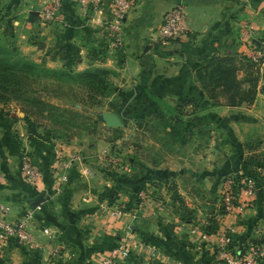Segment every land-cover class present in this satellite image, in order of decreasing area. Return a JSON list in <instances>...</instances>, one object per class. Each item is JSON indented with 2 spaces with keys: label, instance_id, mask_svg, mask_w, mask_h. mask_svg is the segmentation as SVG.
Wrapping results in <instances>:
<instances>
[{
  "label": "crops",
  "instance_id": "0c3cea01",
  "mask_svg": "<svg viewBox=\"0 0 264 264\" xmlns=\"http://www.w3.org/2000/svg\"><path fill=\"white\" fill-rule=\"evenodd\" d=\"M28 1L31 3L0 1L7 4L9 12L5 17L6 27L17 42L24 43L26 52L37 51L34 59L52 68H109L115 71L114 81L129 87L131 95L135 94L129 98L131 100L146 99L153 94L172 105L177 104V107L185 102L187 105L189 97L213 102L197 72L215 56L235 58L240 79L253 71L258 80L252 103L218 105L206 108L200 114L212 117L222 129L212 132L215 164L220 165L225 158L223 151L229 153L236 142L240 144L236 137L224 141L225 132L237 135L246 147V139L239 136L242 130L248 132L246 127H252L254 122L264 123V68L252 70L245 59L252 45L264 38V0H133L135 6L126 19L119 47L113 46L105 24L99 22V18L110 17L109 2L103 5L100 13H85L78 3L67 0L62 9L63 22L44 25L38 12L31 15V10L23 7L40 11L46 0ZM177 4L187 7L189 31L170 46L159 47L155 41L156 31L164 15ZM244 25L252 27L250 36L245 34ZM242 63L246 64V69ZM4 114L0 116L4 118L6 128H10L6 133L7 136L10 134L11 143L14 134L18 135L17 138L24 135V122ZM47 133L39 126V150L34 153V161L42 171L39 188L29 193L13 185V182L20 181L14 163L17 156L5 154L6 158L1 161L0 200L9 207L8 219L16 221L30 212L29 228L38 244L22 246L15 239L7 240L0 247V264H99L101 257L120 242L128 227L133 233L132 254L118 264H218L213 250L194 230L197 224H204L210 218L199 207L197 195L176 185L171 191L179 188V194L170 191L168 195L172 200L159 207L149 193L148 181L173 174L167 171L164 162L152 167L154 176L145 177L139 163L141 159L139 156L133 159L131 166L138 167V170L131 176L133 191L127 192L123 180L111 178L104 172L102 166L106 161L101 151L107 145L101 142L90 152L71 146L61 149ZM2 137L0 133V150L6 149L1 145L4 143ZM224 144L227 146L223 147ZM15 148L21 152L26 150L24 140L12 149ZM232 158L225 159V170L232 164ZM61 159L72 160V167L67 171L59 169ZM8 160L12 164L7 170ZM146 164L150 166V163ZM87 169L92 173L87 174ZM115 180L121 191L113 189L112 194L107 193L108 184ZM156 185L158 188L152 185L154 190L164 186L162 182ZM142 187L149 190L147 194L151 203L147 207H140L138 194ZM41 193H45V201L32 207L30 201ZM259 194L263 197L264 191L260 189ZM109 205L124 206L126 215L120 218L108 215L105 207ZM246 205L242 211L236 210L218 223L235 229V244L238 246L264 241V205L253 200ZM46 227L51 236L44 233ZM53 249L59 252L54 254ZM257 264H264V255Z\"/></svg>",
  "mask_w": 264,
  "mask_h": 264
},
{
  "label": "rangeland",
  "instance_id": "374dc122",
  "mask_svg": "<svg viewBox=\"0 0 264 264\" xmlns=\"http://www.w3.org/2000/svg\"><path fill=\"white\" fill-rule=\"evenodd\" d=\"M22 1L27 4L31 3L28 0ZM6 6L7 4L5 5L3 2H0V42L11 48L14 47L20 50L28 58L36 61L34 54L37 51L26 52L23 47L24 43L17 42L12 37V33L9 32L8 26L6 27V16H9ZM23 9H30L31 12L29 13L31 15L36 11L39 17V10H34L27 6H24ZM30 14L27 15L30 16ZM6 31L9 33L7 34ZM242 67L246 69V64L242 63ZM208 73L206 71L204 74L206 84L209 82ZM113 77L112 80L115 87L110 94L99 96L92 102L80 100L82 96L80 94H78V98H75V95L73 96L72 94L63 95L61 98H58L46 95L43 92H37L33 96L45 98V101L58 107L51 111L43 112L42 115L27 114L23 108L25 103L22 101L13 99L0 101V114L5 113L12 116V119L15 121L23 120L24 122L22 123L24 135H20L17 138L16 136L18 135L14 134L12 137L13 141L9 143L8 136L10 134L7 136L6 131L10 128H6V125L3 123L4 118L0 116V128L3 130H0V133L3 134L1 139L4 142L1 145L6 147V149L0 150V164L6 158L5 154L17 156L14 163L17 164L20 181L17 183L13 182V185L16 184L17 188H21L23 192L29 193L32 189L39 188L38 184L33 183L24 175L22 163L24 159L31 160L39 169L34 161V153L37 149L39 150L40 126L42 131L46 130L48 132L47 135L56 140L55 144L57 142L61 149L71 146L85 152H90L91 148L98 147L101 142L104 146L107 145L112 148L114 150L113 162L106 161L105 166L102 167L106 170L104 172L109 174L111 178L123 180L124 191L127 192L133 191L131 190L133 188L131 176L134 174V171L138 170V167L131 166L133 159L139 156V159H141L139 163L141 164V168H143V175L145 177L148 175L154 176L152 167L154 165L159 166V164L164 162V165L169 170L165 169L173 174L157 181L153 177L152 182L148 181L146 183H150V186L148 185L150 189L149 193H151L154 202L158 205H166L172 200V198H169L168 193L171 194L170 191L178 185L181 189H187L194 196L197 195V203L202 209L203 214L208 218L210 216L209 220L206 221L207 225L215 221L218 223L221 221L218 213L221 210L222 184L225 177L239 171L247 172L259 181V188L264 191V123L254 122L252 127H246V130L249 129L248 132L242 130L239 136L244 140L246 139V147L241 144L242 141L237 135H228L225 132L224 141L236 137L240 141V144L236 142L235 148L230 150L229 153L228 151H223L225 158L221 164L219 163L220 165H217L214 163L216 156L215 151L212 149L214 147L212 145V132L222 129L219 128L221 126H217L214 123L215 121L212 117H204V114L201 116L200 111L198 114L199 118L194 120V114L189 113L191 106L186 105V102L184 105L177 107V104L172 105L153 94H149L146 99L144 97L143 99L136 98L131 100L129 98H133L135 94L131 95L130 88L120 86L119 82L114 81ZM248 77L252 78L253 76L250 75ZM219 89L216 90L218 97L216 100L226 103L227 94ZM58 93L61 92L59 91ZM169 106L173 110H170ZM50 108L48 107L47 110ZM151 110L154 111L151 112ZM156 111H160V116L162 117L156 116ZM104 112L118 114L122 120V125L116 127L107 126L103 118ZM180 112L184 113L183 117L185 119H192L191 128L179 140H175L177 136L172 133L170 127L171 124L176 125L178 123ZM11 123L13 125V121ZM179 127L180 130L184 129V126L179 125ZM20 137L21 140L19 139ZM23 140L26 150L21 152L16 148V150L12 149L17 146L19 141ZM226 146L224 144L223 147ZM27 150L30 152H27ZM230 157H233L231 159L232 164L227 166V170H225V159H229ZM120 158L125 162L122 166L118 164ZM8 162L10 165L6 166L7 170L11 168L12 164L10 160ZM147 162L150 163V166H147ZM93 176L91 175V177ZM116 180L108 184V189H105L107 193L112 194L113 189L120 190L121 186ZM161 182L164 185L163 188L154 190L153 186L158 188L156 183ZM143 187L141 190L146 189ZM171 192H174L175 195L179 194V188ZM259 195L258 192L253 201H259L264 205V196L260 197Z\"/></svg>",
  "mask_w": 264,
  "mask_h": 264
},
{
  "label": "built area",
  "instance_id": "2783aa9c",
  "mask_svg": "<svg viewBox=\"0 0 264 264\" xmlns=\"http://www.w3.org/2000/svg\"><path fill=\"white\" fill-rule=\"evenodd\" d=\"M67 0H46L39 15L42 24L49 25L56 22H63L62 9ZM78 3L85 13H100L106 2L111 6L110 17L108 19L99 18V22L105 24L114 47H119L123 35L124 26L128 15L134 8L133 0H73ZM245 34L250 36L252 27L244 25ZM189 31L188 12L184 4H177L165 15L156 31L155 41L159 47L166 48L173 42L179 40ZM248 59L256 68H264V38L255 42L247 54ZM114 150L109 146L101 151V156L105 161L113 162ZM122 158L119 165H124ZM73 165L70 159H61L58 163L59 169L67 171ZM22 171L33 183L39 184L42 178V171L38 169L31 160L24 159ZM86 173H92L90 169ZM260 188L257 179L239 171L224 178L222 184L221 210L218 217L222 219L228 214L242 211L247 202L252 201L258 194ZM141 198L140 207H147L151 201L147 191L141 190L138 194ZM162 206L159 205V207ZM105 212L116 218L126 215L124 206L113 205L105 207ZM9 207L0 200V247L9 239H15L22 246H32L38 244L37 238L31 233L29 223L32 214L26 212L25 216L16 221L8 219ZM195 232L200 240L208 245L214 252L218 264H257L264 255V242L249 246H238L235 244V229L230 226H219L217 231L210 232L206 229V223H199L195 227ZM44 233L51 236L48 227ZM133 233L128 227L123 238L112 247L108 254L103 255L99 264H118L119 261L129 259L132 254L131 241ZM58 249H53V253H58Z\"/></svg>",
  "mask_w": 264,
  "mask_h": 264
},
{
  "label": "trees",
  "instance_id": "16d2710c",
  "mask_svg": "<svg viewBox=\"0 0 264 264\" xmlns=\"http://www.w3.org/2000/svg\"><path fill=\"white\" fill-rule=\"evenodd\" d=\"M245 59L249 68L255 70L256 67L250 62L247 55ZM238 69L239 66L235 58L215 56L198 70L199 80L213 102L206 103L196 97H189L187 105L191 106L189 113L194 114V120L198 119L199 112L206 108L218 105L239 106L243 103L250 104L255 100L258 77L255 74L254 77L252 71L250 75L254 79L248 76L240 79L237 74ZM206 71L209 72L208 84L204 81ZM113 75L114 71L101 66L79 71L70 67L52 68L30 59L20 50L0 42V101L12 99L22 101L25 103L24 111L29 115H42L43 112L58 108L56 105L45 101V98L33 96L37 92L58 98L67 94L75 95L74 97L78 98V94H80L82 95L80 100L92 102L99 96L110 94L114 89ZM218 89L227 94L226 103L216 100L218 98L216 90ZM59 91L61 93H58ZM48 107L51 108L47 110ZM168 108L173 110L170 106ZM160 113V111H156L155 115L162 117ZM180 114L178 123L176 125L171 124L170 127L172 133L177 136L175 140H179L191 128L192 119H185L184 113L180 112ZM179 125L184 126V129L180 130ZM245 174L248 173L245 172ZM219 226L218 222L215 221L206 224V229L215 232Z\"/></svg>",
  "mask_w": 264,
  "mask_h": 264
},
{
  "label": "water",
  "instance_id": "95a60500",
  "mask_svg": "<svg viewBox=\"0 0 264 264\" xmlns=\"http://www.w3.org/2000/svg\"><path fill=\"white\" fill-rule=\"evenodd\" d=\"M103 118L106 121L107 126H121L122 120L118 114L111 113V112H104ZM45 201V193H41L37 197H35L33 200L30 201V205L32 207H38Z\"/></svg>",
  "mask_w": 264,
  "mask_h": 264
}]
</instances>
